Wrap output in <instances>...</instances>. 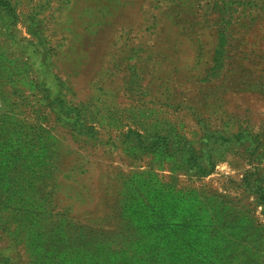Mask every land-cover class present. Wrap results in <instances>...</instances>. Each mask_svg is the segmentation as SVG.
<instances>
[{
  "label": "rangeland",
  "instance_id": "rangeland-1",
  "mask_svg": "<svg viewBox=\"0 0 264 264\" xmlns=\"http://www.w3.org/2000/svg\"><path fill=\"white\" fill-rule=\"evenodd\" d=\"M0 264H264V0H0Z\"/></svg>",
  "mask_w": 264,
  "mask_h": 264
},
{
  "label": "trees",
  "instance_id": "trees-1",
  "mask_svg": "<svg viewBox=\"0 0 264 264\" xmlns=\"http://www.w3.org/2000/svg\"><path fill=\"white\" fill-rule=\"evenodd\" d=\"M132 242V244H134V241H131ZM143 255H145V254H143ZM134 257H138V256H134ZM140 258H142V259H149L150 257H147V256H143V257H140ZM152 261V260H151ZM154 261V260H153Z\"/></svg>",
  "mask_w": 264,
  "mask_h": 264
}]
</instances>
